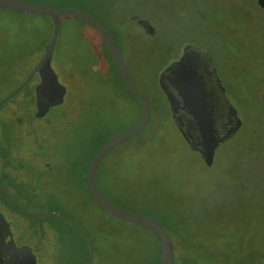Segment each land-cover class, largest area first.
I'll return each mask as SVG.
<instances>
[{"label":"rangeland","instance_id":"obj_1","mask_svg":"<svg viewBox=\"0 0 264 264\" xmlns=\"http://www.w3.org/2000/svg\"><path fill=\"white\" fill-rule=\"evenodd\" d=\"M30 1L83 8L100 19L135 85L150 100L148 124L99 160L95 181L101 192L161 222L176 264H264V8L257 0L128 5L124 11L147 19L152 34L110 0ZM49 37L47 15L0 8V97L33 69ZM185 43L209 52L241 122L216 147L210 166L176 127L158 81L160 69ZM52 65L67 87L62 104L43 118L33 116L34 75L0 106V126L13 129L11 150L19 153L7 170L14 176L3 175L0 164V182L26 209L55 211L77 222L92 238V264H157L154 231L101 207L84 181L93 150L107 135L137 123L140 102L118 77L97 30L80 17L61 16ZM3 200L0 194L8 244L17 259L27 258L31 248L40 264L85 263L88 243L81 229L9 202L5 208Z\"/></svg>","mask_w":264,"mask_h":264},{"label":"water","instance_id":"obj_2","mask_svg":"<svg viewBox=\"0 0 264 264\" xmlns=\"http://www.w3.org/2000/svg\"><path fill=\"white\" fill-rule=\"evenodd\" d=\"M257 2L261 7L264 8V0H257ZM0 8L11 9L19 13L47 15L50 17L52 22L50 37L45 42L41 56L34 65L33 69L28 73V75H26V77L18 86H16L13 90L0 99L1 106L4 102L13 97L20 89H22L30 81L32 76L37 75L38 81L33 85V102L35 106L33 116L36 118L45 117L52 107L62 104L65 100V95L67 92L66 85L59 81L58 75L52 65V59L59 35L61 16L64 14L74 15L88 21L95 27L101 38L104 40L117 73L121 77L129 92L138 99L142 109L139 120L134 126L129 129L111 134L96 149L86 169L87 186L91 197L101 207L114 215L143 225L157 233L160 238V264H176L171 236L161 222L142 213L113 203L98 189L96 185V168L102 156L114 145L139 133L148 124L150 119V100L137 88L134 81L132 80V77L113 35L96 16L79 7H54L30 0H0ZM131 18L135 19L147 33L152 34L155 31L154 26L147 19L137 17L136 15H131ZM176 64H178L177 61L171 62L159 73V85L166 94V97L169 101L173 121L186 140L189 148H191V150L197 148L196 141H192L191 136L196 135L203 137L205 141L203 160L207 166H210L213 162L216 147L223 140L229 137V131L222 135L224 130H220L224 127L219 125L220 120H218L216 117V119H214L212 113V104L206 97L208 93L203 86L198 87L185 72H182L180 69H176ZM171 70H175L177 73L181 85L180 90H171L170 86H168V84L163 81L164 76H166V74ZM215 70L216 69L213 67V71L216 73ZM217 81L220 85V91L224 103L226 104L229 112L232 113L231 115L237 120L236 125L232 130L234 133L239 128L241 122L237 116L236 109L228 101V98L225 95L224 87L221 84L218 76ZM183 106L186 109L185 114H188V119L190 120L188 124L186 121H183V119L186 118L181 117L182 115H180ZM218 132H220V134ZM0 189L4 195L10 199V201H12V203L27 211L31 215H51L59 217L81 229L88 242V259L86 264H92L94 257V244L92 238L88 232L83 230V228L77 222L55 211L35 212L28 210L9 196L1 182ZM0 224L6 227L5 215L2 211H0ZM7 227V231H9V226ZM1 235L2 234L0 232V237L2 238ZM1 238L0 253L7 248V245L2 243ZM26 256L27 258H24L22 261H20L14 254H12L11 258L9 259V263L7 264H39L31 248L27 249Z\"/></svg>","mask_w":264,"mask_h":264},{"label":"flooded vegetation","instance_id":"obj_3","mask_svg":"<svg viewBox=\"0 0 264 264\" xmlns=\"http://www.w3.org/2000/svg\"><path fill=\"white\" fill-rule=\"evenodd\" d=\"M173 61H177V63H178V64H176V67H175L176 69H180L182 72H185L198 87H200V86L204 87V89L208 93V95H206V97L208 98V100H210V103L212 104V113H213L214 119L217 118L218 120H220L219 125L224 127L220 130V131L224 130L222 132V135H224V133H226L227 131H229L228 133H229V135H231L233 133L232 130L234 129L237 120L234 116L231 115L232 113L229 112L226 104L224 103V101L222 99V95H221V91H220V85L217 81V76H218L217 70H215L216 73L213 71V67L215 68V66L212 62V58H211L209 52L203 50L202 48H200L194 44L185 43L183 45V47L181 48L180 53L176 57H174L171 61H169L163 68H161L160 72ZM163 79H164L163 81H165L168 84V86H170L171 90L175 91V90L181 89L180 81L178 79V76H177V73L175 70L169 71L166 74V76H164ZM185 110L186 109L183 106L180 115H182L181 117L186 118V119H183V121H186V123L188 124V122L190 120L188 119V114H185L186 113ZM214 124H216V123H214ZM4 129H5V125L2 124L0 126V136H1V133L4 131ZM218 133L220 134V132H218ZM191 137H192L191 138L192 141L193 140L196 141V147L197 148L194 149V151H197L199 153V155L201 156V158L203 159V151L205 149V141H204L203 137L202 136H196V135L191 136ZM8 144H9V147L12 146V142H9ZM10 151H11L10 155L13 158L18 156V154H19V153L16 154V151L15 152L12 150H10ZM44 164H45L44 165L45 168H47V169L51 168L50 164H48V163L46 164V162H44ZM8 169H9V166H8L7 170ZM7 173L9 176H14L9 171H7ZM9 201H10V199H9ZM2 204L5 208H9L7 201L3 200ZM12 204H14V203H12ZM16 207L19 208L18 206H16ZM19 209H21V208H19ZM21 210H23V209H21ZM0 211H2V210L0 209ZM4 215H5V213H4ZM6 218L7 217L5 215L6 227L3 226L2 224H0V232L2 234L1 235L2 238L1 237L0 238L2 240V243L7 245V248L6 249L3 248L4 250L0 253V264L9 263V259L11 258V255H12V249L10 248V246L8 244L9 243L8 237H7L8 223L6 221ZM84 236H85V234H84ZM32 251H33V249H32ZM38 263L40 264L39 260H38Z\"/></svg>","mask_w":264,"mask_h":264},{"label":"trees","instance_id":"obj_4","mask_svg":"<svg viewBox=\"0 0 264 264\" xmlns=\"http://www.w3.org/2000/svg\"><path fill=\"white\" fill-rule=\"evenodd\" d=\"M136 0H110V3H111V5H114V6H116L117 7V9H120V8H124L123 9V12H122V15L123 16H130V18H131V15L133 14L132 12H129V11H124V10H126L129 6L128 5H130V4H132L133 2H135ZM126 7V8H125ZM49 17V16H48ZM131 19H133V18H131ZM100 20V19H99ZM135 20V19H134ZM101 21V20H100ZM102 22V21H101ZM103 23V22H102ZM91 24V23H90ZM104 24V23H103ZM49 25H50V34H51V29H52V22H51V19H50V17H49ZM92 25V24H91ZM93 26V25H92ZM94 27V26H93ZM95 28V27H94ZM109 30V29H108ZM111 33V32H110ZM112 34V33H111ZM102 41H103V43L105 44V42H104V40L102 39ZM105 47H106V49H107V52H108V54H109V57H110V59H111V56H110V53H109V50H108V48H107V46H106V44H105ZM111 61H112V59H111ZM112 64H113V61H112ZM113 66H114V64H113ZM114 69H115V66H114ZM115 71H116V69H115ZM116 73H117V71H116ZM117 75H118V77L120 78V80H121V82L123 83V81H122V79H121V77L119 76V74L117 73ZM29 83H30V81L26 84V87L27 86H29ZM123 85L125 86V84L123 83ZM125 88L127 89V87L125 86ZM31 89V94H30V97H31V101H33V89H32V87L30 88ZM128 90V89H127ZM128 92H129V90H128ZM131 94V93H130ZM2 97V96H1ZM0 97V98H1ZM136 98V97H135ZM138 100V99H137ZM111 134H109V135H107L99 144H98V146L93 150V152H92V154L90 155V157H89V159H88V161H87V165H86V167H85V170L87 169V166H88V163H89V161H90V159H91V157H92V155L94 154V152L96 151V149L101 145V143L107 138V137H109ZM14 139V131H13V129H11L10 128V126L8 125V124H6L5 125V129H4V131L1 133V136H0V163H1V165H2V168H3V171L1 170V173L3 174V175H7L8 177H10L9 175H8V173H7V168H8V166H10L11 165V163H12V159H13V157L10 155V153H11V148H12V146L11 147H9V142H12V140ZM6 170V171H5ZM84 181H85V184H86V189H87V191H88V193H89V195L91 196V194H90V192H89V189H88V186H87V181H86V175L84 174ZM97 185V184H96ZM98 187V186H97ZM99 189V188H98ZM100 190V189H99ZM101 191V190H100ZM0 194L2 195V197L5 199V201H7V202H9V203H11L12 204V202L11 201H9V199L4 195V193L1 191V189H0ZM110 200V199H109ZM111 201V200H110ZM12 205H14V204H12ZM15 206V205H14ZM16 207V206H15ZM155 233V232H154ZM156 235H157V233H155ZM157 237H158V241H159V251H158V254H157V264H160V238H159V236L157 235ZM85 239L87 240V238H86V236H85ZM88 243V242H87ZM87 259H88V250H87V253H86V257H85V263L84 264H86V262H87Z\"/></svg>","mask_w":264,"mask_h":264},{"label":"bare ground","instance_id":"obj_5","mask_svg":"<svg viewBox=\"0 0 264 264\" xmlns=\"http://www.w3.org/2000/svg\"><path fill=\"white\" fill-rule=\"evenodd\" d=\"M263 20H264V19H263ZM242 34H243V33H242ZM259 35H260V34H259ZM261 35H262V34H261ZM260 37H262V36H260ZM262 38H263V37H262ZM257 40H259V39L257 38ZM257 40H256V41H257ZM263 41H264V40H263ZM258 42H259V41H258ZM262 43H263V42H262ZM246 58H247V57H246Z\"/></svg>","mask_w":264,"mask_h":264}]
</instances>
